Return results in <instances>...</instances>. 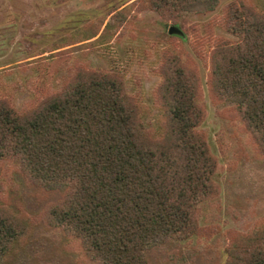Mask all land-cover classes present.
<instances>
[{"label": "trees", "instance_id": "obj_1", "mask_svg": "<svg viewBox=\"0 0 264 264\" xmlns=\"http://www.w3.org/2000/svg\"><path fill=\"white\" fill-rule=\"evenodd\" d=\"M221 1L145 0L174 25ZM223 28L234 41L212 46L208 86L235 108L264 154V13L232 2ZM160 75L157 134L143 127L141 108L117 73L79 72L22 112L0 97V162L62 194L49 223L79 241L93 264H150V250L200 234L198 207L216 192V158L198 131V72L171 55ZM26 233V222L0 207V264ZM225 254L224 264H264V225L231 236Z\"/></svg>", "mask_w": 264, "mask_h": 264}, {"label": "rangeland", "instance_id": "obj_2", "mask_svg": "<svg viewBox=\"0 0 264 264\" xmlns=\"http://www.w3.org/2000/svg\"><path fill=\"white\" fill-rule=\"evenodd\" d=\"M235 1L264 13V0H222L214 11L174 25L145 0H0V97L18 112L79 72L117 73L141 108L143 127L157 134L165 57L175 55L198 72L204 110L198 131L216 158V192L198 207L200 234L150 250V264H224L231 236L264 225V154L235 108L216 100L208 86L212 46L234 41L223 23ZM171 26L181 34L169 35ZM62 197L24 180L14 163L0 162V207L27 225L3 264H93L79 241L49 223V210Z\"/></svg>", "mask_w": 264, "mask_h": 264}, {"label": "water", "instance_id": "obj_3", "mask_svg": "<svg viewBox=\"0 0 264 264\" xmlns=\"http://www.w3.org/2000/svg\"><path fill=\"white\" fill-rule=\"evenodd\" d=\"M168 34L169 35H180L181 32L179 30H177L174 26H171L168 29Z\"/></svg>", "mask_w": 264, "mask_h": 264}]
</instances>
